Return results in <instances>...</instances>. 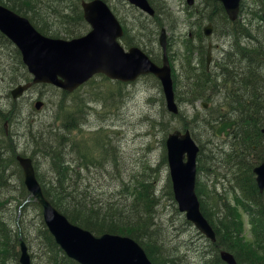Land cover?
<instances>
[{"label": "trees", "instance_id": "1", "mask_svg": "<svg viewBox=\"0 0 264 264\" xmlns=\"http://www.w3.org/2000/svg\"><path fill=\"white\" fill-rule=\"evenodd\" d=\"M81 0H0V4L5 5L16 13L25 16L31 24L42 34L50 37H62L71 39L82 35L87 25L83 19L80 7ZM155 8V14L148 16L149 22L142 24L145 34L155 39V34L162 28L163 22L160 18V10L153 0H149ZM216 6L215 12L210 10L203 3L197 9L191 10V14H196L198 21L194 22L192 38L187 35L184 41L187 56L182 62V72L184 79L188 82V89L185 100L192 106L197 102L213 103V98L217 93H224L225 101L228 106L226 111L221 112L219 107L212 105L207 110L215 112L209 120H204V133L206 145L200 141L196 135L194 139L199 145L197 158V172L208 171L204 165L206 146L210 143L214 123L229 113L239 115V125L243 132H236L235 149L229 151L225 159L232 166V180L239 181L241 185H233L224 194L204 190L202 184L196 180V193L200 202V210L203 216L209 221L216 235V240L208 246L213 251L209 259L204 264H226L218 254L219 249H225L233 254L237 264H264V193L260 194L254 183L251 168L249 165L250 156L260 148L259 144L264 136L259 133V128L264 126V20L261 10L264 8V0H241V12L243 16L238 24H231L228 20L222 5L213 1ZM217 11V12H216ZM214 24V32L223 39L228 36L233 40V51L238 56H243L246 60L241 66V77L231 80L230 75H220L218 81L214 80L211 73L206 70L204 60V49L206 45H201L205 36L202 25L206 21ZM68 22L74 26H68ZM124 34L122 42L129 47L133 45L135 34L129 35L128 28L123 24ZM140 31V30H139ZM139 34V33H137ZM0 35H4L0 32ZM13 48L16 55V63L21 69V78L24 82L30 81L31 76L26 71L18 50L4 37ZM150 50V49H149ZM198 50V51H197ZM201 56V65L198 70L194 67L195 55ZM194 57V59H193ZM151 59L159 63V55L152 56ZM223 79V80H222ZM13 81H17L12 77ZM175 85V84H174ZM64 94H68L63 91ZM176 94V93H175ZM176 98L178 95H175ZM14 100L8 106L7 113L0 112V118L9 116L13 118L17 114ZM77 112L71 113L73 118ZM173 115V114H172ZM198 113L184 121L182 128H193L198 120ZM175 116H180L177 113ZM62 132L53 131L39 132V135L31 134L32 152L29 157L36 158L37 150L49 160L51 179L44 181L38 178L37 166L34 164L36 176L42 186L43 193L51 203L57 207L66 217L92 233H113L132 237L142 245L153 264H160L158 249L162 245L153 241L149 229L153 222V210L155 197L151 182L144 181L134 188L132 200L126 203L102 200L95 193V189L90 184L84 183L80 174H86L88 169L87 157L81 149L77 150L82 164L74 166L73 155V136L72 132L79 129V126L70 125L62 122ZM47 134V135H46ZM0 138V188L5 187V170L8 165L17 163L14 146ZM253 144L256 149H252ZM5 154V156H4ZM25 155L24 152H20ZM26 156V155H25ZM14 165V164H13ZM18 165V164H17ZM15 166V165H14ZM19 167V166H18ZM19 171L21 169H18ZM216 176V175H215ZM77 178H80L77 180ZM226 181H228L226 179ZM18 200L19 208L9 215H0V264H5V254L10 253L18 244V238L23 240L24 235L19 231V226L25 221L21 212L27 206H34L39 216V228L37 235L41 244L45 247V258L48 264H79L77 261L67 257L65 253L55 243L53 237L47 230L37 204L27 199V191L22 188ZM208 198L210 201L205 200ZM213 198V200H212ZM9 201V198L0 199V206ZM208 201V202H207ZM245 214L249 221V237L245 235L244 219ZM188 222V221H187ZM16 225L18 230L12 227ZM25 241V240H24ZM157 245L159 248H157ZM13 253L17 256V251ZM169 264V263H166Z\"/></svg>", "mask_w": 264, "mask_h": 264}, {"label": "rangeland", "instance_id": "2", "mask_svg": "<svg viewBox=\"0 0 264 264\" xmlns=\"http://www.w3.org/2000/svg\"><path fill=\"white\" fill-rule=\"evenodd\" d=\"M153 1L160 10L162 28L167 31V56L171 71V65H174V91L178 95L175 103L180 116L174 117L167 110L160 81L153 74L142 75L131 82L112 80L104 74H98L71 94H64L62 90L51 85L37 84L24 95L12 98L10 91L24 81L12 46L1 44L0 112L8 115V106L13 100L18 110L11 119L9 116L5 120L0 118V137H8L13 141L16 152H24L29 156L32 147L31 132L28 129L34 135H39V132L44 133L50 129L57 131L62 122L79 126V129L72 132V156L75 158L72 164L76 167L82 164L78 157L79 149L84 151L87 160H93L88 164L90 171L80 174L83 182L92 184L100 199L120 203L132 200L134 188L140 183L151 182L155 204L152 219L154 223L149 232L152 240L162 245L160 248L157 245L160 264H204L213 251L208 246L209 241L178 211L168 172L166 138L174 130H185L181 127L184 121L189 120L195 112L204 111L200 102L191 108L185 100L188 97V82L183 77L182 62L188 54L184 41L187 35L192 38L193 24L198 21L196 14L189 15L192 9L199 8L205 0H193L191 5L186 0ZM106 2L128 28L129 35L138 31L133 45L141 47L150 57L159 55L161 60L162 49L158 44L160 29L155 34V39L150 34H145L142 24L149 22L146 14L125 0ZM208 22L207 20L202 26H206ZM212 33L208 37L214 54L218 44H227L217 31L214 32L213 29ZM120 41L127 49L122 39ZM13 76L17 81L12 80ZM38 101L43 102V105L35 108ZM211 105L207 103L206 107L209 106V109ZM74 111L77 112L75 118L71 116ZM189 130L192 136L196 135L206 145L202 123L195 122ZM213 142L218 141L214 139ZM36 153L38 155L33 158V164L37 166L38 178L49 181V160L39 150ZM13 164L8 165L5 170L6 181L3 185L6 186L0 188V199L9 198L6 204L0 206V215L7 216L17 211L22 188L29 195L23 183L22 172L18 170L20 168L17 163ZM197 180L204 189L215 188L222 193L228 186L231 187L227 183L219 187L215 184L216 176L204 170L197 174ZM205 200L210 201L208 198ZM37 212L34 206H27L21 212L25 221L19 226V231L26 237L24 240L31 264H48L44 254L45 247L37 235L40 225ZM244 215L242 218L245 221V235L249 237V225L246 223L249 218ZM12 228L18 230L16 225ZM14 250L17 251V256L13 253ZM4 255L5 264H19L18 244L10 253Z\"/></svg>", "mask_w": 264, "mask_h": 264}, {"label": "water", "instance_id": "3", "mask_svg": "<svg viewBox=\"0 0 264 264\" xmlns=\"http://www.w3.org/2000/svg\"><path fill=\"white\" fill-rule=\"evenodd\" d=\"M125 1L149 15L154 14L148 0ZM218 1L231 20L238 16L241 0ZM81 8L91 30L80 37L64 39L41 34L26 17L0 4V31L19 49L32 78L14 87L11 90L12 97L23 94L34 84H48L73 92L96 74H104L121 82H131L141 75L153 74L160 81L167 110L177 113L165 29H161L159 35L162 63L158 65L138 46L125 50L119 43L118 39L123 35L122 26L104 0H81ZM262 16L264 18V9ZM210 33L209 24L204 28V34ZM41 105V101L35 103L36 108ZM203 105L206 106L205 103ZM230 125L223 123L217 132H225ZM166 148L169 176L178 210L198 231L215 241V233L200 211L195 192L198 145L189 130L183 133L174 130L166 138ZM16 159L29 192L25 202L32 199L38 204L46 228L69 258L79 264H152L143 247L131 237L112 233L93 234L72 223L44 195L32 159L20 155ZM257 173L258 183L263 186L264 166ZM18 250L19 264H31L27 247L21 238L18 240ZM220 256L227 264H237L227 251H221Z\"/></svg>", "mask_w": 264, "mask_h": 264}, {"label": "bare ground", "instance_id": "4", "mask_svg": "<svg viewBox=\"0 0 264 264\" xmlns=\"http://www.w3.org/2000/svg\"><path fill=\"white\" fill-rule=\"evenodd\" d=\"M213 1L219 2L218 0H205L203 2H204L206 7H208L210 10L214 11L216 6L213 4ZM222 7H223L224 12H225L228 20L230 21V23L234 24V25L238 24L239 23L238 16L235 19L231 20L228 17V14H227L223 5H222ZM261 16H262V11H261ZM83 19L87 25L86 31L82 34V35H85L91 30V27L84 17H83ZM262 19L264 20L263 16H262ZM68 26H74V24H72L71 22H68ZM82 35H80V36H82ZM80 36H77V37H80ZM4 37H6V36H4ZM4 37H2L0 35V46H1V44L4 46H10V43L8 41H6V39ZM74 38H76V37H74ZM223 39H225L224 41L226 42L227 45H220L219 46V44H218L217 45L218 46L217 52L214 54L212 53L209 57H208V54H204L203 55L204 60L202 63H205V68H206V64H207L208 69H206V70H208L211 73V76L214 77L215 81H218V77L220 75H230L229 78L231 80L239 79L241 77V75H240L241 66L245 62L246 59L243 56H240V55L238 56V54H236L233 51V47H234L233 43L234 42L231 38H229L228 36H224ZM206 41L211 42V41H209V37H205V39H204V41H202L201 45L205 46L207 43ZM263 68H264V65H263ZM212 98H213L212 107L214 106V110L216 109L215 106L219 107L221 112L226 111L228 109V106H227L226 101H225L224 93H217ZM200 107L204 111H202L201 113L198 112L197 116H198V121L200 123H202V125H203L204 123L201 119L209 120L213 115H215V112L211 111V110H207L205 107L202 106V104H200ZM239 119H240L239 115L237 116L234 113H229L226 116H224L223 118H219L214 123L211 141L207 145L206 154L203 157L205 159L204 160L205 168H208V171L206 170V172L208 174H213V176L216 175L215 184L216 185L218 184L219 187L220 186L223 187L226 183L228 185H230L231 187L234 184L235 185H241L242 184L239 181L232 180L233 179L232 173L234 171H233L232 166H230L225 159L226 154L229 151L235 149L234 146H235L236 132H243L241 127H238L239 122H240ZM223 123H231V125L226 127L225 132L223 131L219 134L217 131ZM203 127H204V125H203ZM62 128L63 127H60L57 131L62 132ZM259 133L264 136V126H261L259 128ZM0 138L5 142H9V143L13 144V141H11V139H9L8 137L2 136ZM214 139H216L218 142L214 143L213 142ZM210 145H211V147H208ZM212 145H214V146H212ZM259 146H260V148L257 149L250 156L249 165H250L253 180H254V183L258 189V192L260 194H263L264 193V185L263 186L259 185L257 171H259L264 166V139L261 141ZM252 149H256L255 144H253ZM88 161L93 162V160H88ZM89 162H88V164H90ZM167 163H168V161H167ZM99 165H101V164H99ZM94 168H95V166H94ZM86 169H88L87 171H90V168L88 166ZM168 172H169V166H168ZM79 179L80 178H77V180H79ZM226 179L228 181H225ZM88 184H90V183H88ZM90 185H91V187H93L92 184H90ZM93 188L95 189V187H93ZM204 190L208 193H211L210 191H214L215 193H220L223 196H226V198L229 202V196H227L226 194H224L222 192L217 191L218 189L216 190L215 188H211V189L205 188ZM173 196H174V194H173ZM241 217H242V215H241ZM201 235L206 240H208V238L205 235H203V234H201ZM208 244H210V242ZM221 251H227V250L219 249V252H218L219 256H220ZM220 259L222 260L221 256H220Z\"/></svg>", "mask_w": 264, "mask_h": 264}, {"label": "flooded vegetation", "instance_id": "5", "mask_svg": "<svg viewBox=\"0 0 264 264\" xmlns=\"http://www.w3.org/2000/svg\"><path fill=\"white\" fill-rule=\"evenodd\" d=\"M192 10H193V9H192ZM209 24L211 25V28H212V29H211V32H212V30L214 29V24H213L211 21H209L207 25H209ZM210 34H211V33H210ZM210 34H209V35H210ZM206 37H208V36H206ZM197 51H198V50H197ZM197 51L194 52L195 60H194V63H193V64H195L193 68H195L196 70L199 69V67H197V66H200V65H201V56L198 57V52H197ZM208 53L212 54V43H211V42H207V43H206L205 54H208ZM173 56H174V55H173ZM171 63H172V62H171ZM209 64H210V63H209ZM171 66H172V70H173V78L176 79V78H175L174 65L172 64ZM208 66H209V65H208ZM206 69H208V68H207V64H206ZM206 106H207V105H206ZM206 106H205V108H208V107H209V106H208V107H206ZM17 152H18V151H17ZM17 154H18V153H16V155H17ZM16 155H15V156H16Z\"/></svg>", "mask_w": 264, "mask_h": 264}]
</instances>
